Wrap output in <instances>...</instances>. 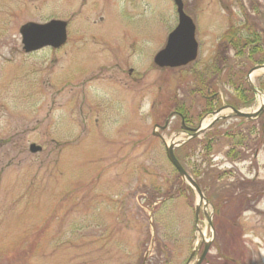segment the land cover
<instances>
[{
    "label": "rangeland",
    "instance_id": "obj_1",
    "mask_svg": "<svg viewBox=\"0 0 264 264\" xmlns=\"http://www.w3.org/2000/svg\"><path fill=\"white\" fill-rule=\"evenodd\" d=\"M182 1L198 56L160 68L173 0H0V264H195L211 235L203 210L215 236L201 264H264V115L227 134L237 120L216 122L199 137L205 156L199 142L178 152L207 200L197 220L164 148L188 134L175 115L156 127L181 109L204 124L205 101L234 97L224 79L205 87L210 63L246 76L255 63L233 46L245 25L264 42V0ZM51 19L67 21L66 43L26 54L19 28Z\"/></svg>",
    "mask_w": 264,
    "mask_h": 264
},
{
    "label": "water",
    "instance_id": "obj_2",
    "mask_svg": "<svg viewBox=\"0 0 264 264\" xmlns=\"http://www.w3.org/2000/svg\"><path fill=\"white\" fill-rule=\"evenodd\" d=\"M176 5V11L178 15V23L176 27L171 31L167 37L166 44L164 48L159 50L154 58V63L159 67H179L186 65L193 61L197 56V42L195 41V25L192 19L184 12L183 3L181 0H174ZM67 22L57 19H51L45 23H34L28 22L23 24L19 33L21 35V42L23 45V50L26 53L36 51L43 47L59 48L62 46L67 38L66 34ZM264 69V64L255 66L250 70ZM248 82L253 90L255 88L251 85L249 74L247 76ZM256 91V90H255ZM220 110H216L212 113V119L204 126H198L193 129V133L190 137H197L206 131L214 122L221 118L218 113ZM236 116H249L238 110H234ZM168 119L165 120V125ZM165 127V126H163ZM162 127V128H163ZM184 140L175 141L174 138L170 140L168 144H165L166 156L169 162L177 170L178 174L184 182H186L192 190L198 196V203L205 200L202 191L200 190L197 183L193 178L186 173L180 162L174 155V148L181 145ZM40 150L39 146L35 144L30 145L31 152H37ZM199 206H196V217L198 214ZM208 224L211 227V220L208 218ZM214 233L211 232V238L204 243V249L195 264H200L211 245L212 236Z\"/></svg>",
    "mask_w": 264,
    "mask_h": 264
},
{
    "label": "trees",
    "instance_id": "obj_3",
    "mask_svg": "<svg viewBox=\"0 0 264 264\" xmlns=\"http://www.w3.org/2000/svg\"><path fill=\"white\" fill-rule=\"evenodd\" d=\"M244 31L246 32V35L244 36V42L242 43V45L240 44H236V45H232L233 47H235V50L237 51V55H243L245 56V60H248L251 63H263L264 62V42H261V39L259 38V36H257V34L253 31V29H251V27H249L248 25L244 26ZM236 34V33H235ZM234 33L232 32L231 37H229V42L233 43V36ZM233 36V37H232ZM210 68L209 71L211 72L210 74H214L216 75L215 80H210L207 82V86L205 87H209L210 89L213 88L216 91V87L219 84V81L224 79V81H226L227 83L232 84L236 89H242L245 88L242 86V84L240 83L241 81H243V77H244V72H239L238 71H234V72H230V74L226 75L225 77H220V73L221 71L224 73V71L226 69H230V65H233L232 62L229 61L228 58H225L223 61L220 59V56H215L214 60L210 63ZM236 72V73H235ZM224 76V75H223ZM215 77V76H214ZM205 89V88H204ZM208 108H211L210 105H207ZM183 110L181 109V112ZM184 114V112H183ZM209 132L205 133V135H208ZM193 142L196 144L197 142L202 144V148H203V155L205 156V153H208L211 150V146H212V142H210L208 139L207 140H203V141H199V138H195L191 141H189L187 144H185L181 150L185 147H190V145H193ZM231 152V151H230ZM187 154H183L182 157L180 158V161L182 162V164L184 165L185 168H190V163L189 166L185 164V160L188 158ZM187 166V167H186ZM191 174L194 175V179L197 177L196 175V171L194 170H190ZM220 202L217 201V206L216 210L218 211V206H219Z\"/></svg>",
    "mask_w": 264,
    "mask_h": 264
},
{
    "label": "flooded vegetation",
    "instance_id": "obj_4",
    "mask_svg": "<svg viewBox=\"0 0 264 264\" xmlns=\"http://www.w3.org/2000/svg\"><path fill=\"white\" fill-rule=\"evenodd\" d=\"M259 92L261 95H264V88H259ZM249 95H248V94ZM233 96V95H232ZM257 100H258V96H256L254 94L253 91H250V93L244 89H235L234 91V97L232 99H226V100H222L220 99V104L217 105V101H213L212 104L214 106V110L217 108H220L222 113L227 112L224 115L223 119H225V121L228 120H237L231 127H229L226 130V133L230 132V131H234L235 128L239 129L242 128V125H247L250 124L252 122H255L254 120H257L261 115H264V108H258L256 111V104H257ZM255 104V105H254ZM228 107H232L234 109L237 110H242L244 112H248L250 113H254V110L256 111L254 117H251L250 119H248L249 117H234L233 116V112L231 110L228 109ZM213 111V110H211ZM175 115L180 117V113L175 111ZM187 126V125H186ZM188 127V126H187ZM182 131L184 132H188L186 129L181 128ZM241 135V134H240ZM236 136H238V133L236 132Z\"/></svg>",
    "mask_w": 264,
    "mask_h": 264
},
{
    "label": "bare ground",
    "instance_id": "obj_5",
    "mask_svg": "<svg viewBox=\"0 0 264 264\" xmlns=\"http://www.w3.org/2000/svg\"><path fill=\"white\" fill-rule=\"evenodd\" d=\"M263 100V99H262Z\"/></svg>",
    "mask_w": 264,
    "mask_h": 264
}]
</instances>
